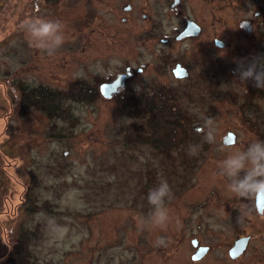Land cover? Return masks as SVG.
Segmentation results:
<instances>
[{"label": "rangeland", "instance_id": "374dc122", "mask_svg": "<svg viewBox=\"0 0 264 264\" xmlns=\"http://www.w3.org/2000/svg\"><path fill=\"white\" fill-rule=\"evenodd\" d=\"M21 2L0 0V264L22 236L35 264H191L185 246L196 235L212 250L193 264H229L231 232L222 219V200L230 194L228 183L216 177L228 181L218 166L233 150L215 149L221 134L216 132L212 143L205 135L189 134L188 147L165 158L142 143H125L126 137L145 130L140 121L117 113L114 98L66 102L64 119L25 114L20 107L21 87L66 89L75 81L90 82L93 76L106 78L126 66L135 70L146 64L150 67L124 90L128 96L141 92L151 76L166 82V53L173 64L194 48L193 42L167 47L158 38L137 42L133 32L143 23L133 17L122 21L131 14L116 12L125 1L56 0L52 5L39 0L36 15L58 21L66 37L49 56L27 37L24 24L31 17L27 13L20 20ZM150 4L154 10V0ZM26 6L27 12L34 8ZM184 10L194 17L198 13L193 3ZM175 14L168 24L162 14L157 31L180 30ZM201 138L211 145L208 151H200ZM190 146H198L195 155L189 154ZM188 160L193 164L186 167ZM161 179L171 188L165 200L169 210L192 209L194 200L199 207L179 245L174 243L177 226L168 225V230L148 223L153 209L147 194ZM184 196L187 204L180 201ZM166 235V246H156L157 238L166 240Z\"/></svg>", "mask_w": 264, "mask_h": 264}, {"label": "flooded vegetation", "instance_id": "af4514ba", "mask_svg": "<svg viewBox=\"0 0 264 264\" xmlns=\"http://www.w3.org/2000/svg\"><path fill=\"white\" fill-rule=\"evenodd\" d=\"M38 1L22 0L23 16L20 20L26 17L27 13L31 18L37 17L38 8L41 6ZM101 1L108 2L109 0ZM118 1L119 3L125 1V3L116 12L132 15L123 16L122 21L133 17L132 19L144 25L139 31L133 32L137 42L158 38L166 42V47L183 42H193L194 45L191 49L193 54L191 51H183L175 58L173 64L166 53V82L151 76L141 92H133L130 96L139 98L143 95H150L159 87H166V92L171 90L178 100V113L183 118L185 133H197L203 136L211 128L214 134L217 132L222 135L215 144V149L220 150L221 153L234 151L236 148L245 149L257 139L264 140V89H257L249 83L245 90V86L239 85L233 75L236 61L264 54V0H154V10L150 0ZM26 2L34 6L28 12ZM51 2L52 5L57 4L56 0H51ZM190 2L198 9L196 17L191 13L187 14L185 10L182 11L183 7L192 4ZM160 5L164 7L162 10L159 9ZM162 14H165L166 24H168L167 19L175 14L179 17L178 22L182 28L172 33L157 31L155 26L158 20L161 21ZM188 21L193 22L198 28L196 35L177 39ZM172 37L176 41H173ZM148 66L141 64L135 70L126 66L125 71L101 83L99 85L101 98L103 100L112 99L119 94L128 96L124 91L127 83L132 78L143 74ZM118 75L125 76L121 83L122 86L110 97H103L100 91L101 85L111 83ZM195 125L198 127L196 128ZM240 135H242V141H240ZM227 137L229 139L225 140ZM201 141L200 151H208L211 145L203 142L202 138ZM187 143L188 140L180 143L179 150L186 149ZM180 155L184 156V154ZM192 164L188 160V163L183 165L188 167ZM193 177L195 176H188V178ZM216 178L219 179L217 180L219 183L229 182L219 177ZM198 191L196 190V193ZM229 194L228 198L222 200L226 207L225 211H222V219L226 229L231 232L227 241L229 264H264V193L248 198L237 197L230 192ZM180 201L187 204L185 196L180 197ZM196 202L192 201V209H184L181 206L169 210L170 219L166 229L169 230L171 224L177 226L174 234L176 245L183 242L185 237L183 231L187 225H191L187 221H193L195 210L199 209ZM217 202L219 201L215 203ZM202 205L206 206V202H202ZM199 221L200 217L196 219L197 224H194L197 225L196 229ZM167 239L166 235V241ZM239 240H242V251L236 255L237 250H235L233 252L235 255L231 256L229 251ZM185 247L191 264L199 263L212 250L210 246L202 244L198 235L191 236V239L186 241Z\"/></svg>", "mask_w": 264, "mask_h": 264}, {"label": "trees", "instance_id": "16d2710c", "mask_svg": "<svg viewBox=\"0 0 264 264\" xmlns=\"http://www.w3.org/2000/svg\"><path fill=\"white\" fill-rule=\"evenodd\" d=\"M48 0H44L47 2ZM43 2V3H44ZM29 6L30 2H26ZM113 76L102 78L93 76L92 81H75L66 89L50 90L39 86L31 90L19 89L20 107L27 113H42L48 119H64L66 113L63 105L68 102L93 103L101 98L99 85L108 81ZM116 111L119 115L126 116L142 124L145 130L135 137H126L127 145L142 143L150 147L155 153L163 155L165 158L169 152L179 150L180 143L189 139V134L183 130L184 122L179 116V104L177 97L170 90L166 92V87H159L150 95L136 98L134 96H123L120 94L115 98ZM136 138V139H135ZM29 248L26 238L20 237L17 243L9 248L4 264H35L30 260Z\"/></svg>", "mask_w": 264, "mask_h": 264}, {"label": "clouds", "instance_id": "9594fccd", "mask_svg": "<svg viewBox=\"0 0 264 264\" xmlns=\"http://www.w3.org/2000/svg\"><path fill=\"white\" fill-rule=\"evenodd\" d=\"M24 30L32 45L52 56L65 43L66 37L63 26L55 20L44 17H33L24 24ZM221 46L222 45H218ZM235 80L239 85L251 83L257 89H264V54L236 61L233 69ZM211 124V121H209ZM207 142L215 140L214 131L209 128L205 135ZM198 146H190L189 154L195 155ZM219 174L229 181L227 189L237 197L248 198L264 193V140L257 139L245 149L236 148L220 163ZM171 197V188L167 180L161 179L147 194V201L152 206L148 223L153 227L164 228L170 219L169 209L165 206L166 198ZM141 225L145 224L143 218ZM66 231V229H60ZM156 246L166 244L164 237H158Z\"/></svg>", "mask_w": 264, "mask_h": 264}, {"label": "water", "instance_id": "95a60500", "mask_svg": "<svg viewBox=\"0 0 264 264\" xmlns=\"http://www.w3.org/2000/svg\"><path fill=\"white\" fill-rule=\"evenodd\" d=\"M197 30H198V28L196 27V25L193 22L188 21L184 31L177 37V39H183L186 36L196 35ZM124 77L125 76H123V75H120V76L118 75L115 78V80H113L111 83L102 84L100 87V91H101V94L103 95V97L108 98L113 93H115L117 91V89L122 86L121 83H122V80ZM227 139H229V138L227 137L225 140H227ZM241 244H242V240L237 241L235 243V245L233 246V248L229 251V254L231 256H234L235 254H233V252L235 250H237L236 255H237V253H240L242 251ZM204 250H205V248H204ZM197 254L198 253H196V255ZM193 259L194 260L196 259L195 255L193 256Z\"/></svg>", "mask_w": 264, "mask_h": 264}]
</instances>
